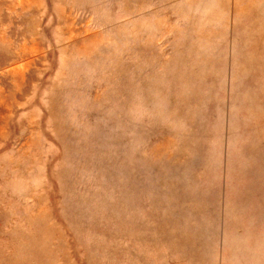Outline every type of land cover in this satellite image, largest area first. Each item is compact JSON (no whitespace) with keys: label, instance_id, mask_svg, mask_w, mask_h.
I'll use <instances>...</instances> for the list:
<instances>
[{"label":"rangeland","instance_id":"374dc122","mask_svg":"<svg viewBox=\"0 0 264 264\" xmlns=\"http://www.w3.org/2000/svg\"><path fill=\"white\" fill-rule=\"evenodd\" d=\"M0 264H264V0H0Z\"/></svg>","mask_w":264,"mask_h":264}]
</instances>
